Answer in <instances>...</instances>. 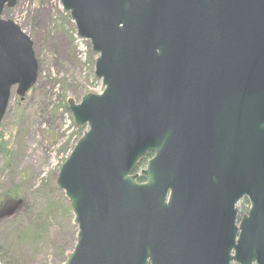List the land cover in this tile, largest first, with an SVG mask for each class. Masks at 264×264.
Returning <instances> with one entry per match:
<instances>
[{"label": "water", "instance_id": "water-1", "mask_svg": "<svg viewBox=\"0 0 264 264\" xmlns=\"http://www.w3.org/2000/svg\"><path fill=\"white\" fill-rule=\"evenodd\" d=\"M59 1L104 86L66 100L88 130L56 178L77 226L62 264H264V0ZM37 72L0 17V122Z\"/></svg>", "mask_w": 264, "mask_h": 264}, {"label": "rangeland", "instance_id": "rangeland-1", "mask_svg": "<svg viewBox=\"0 0 264 264\" xmlns=\"http://www.w3.org/2000/svg\"><path fill=\"white\" fill-rule=\"evenodd\" d=\"M63 13L59 0H17L0 15L32 40L40 79L22 101L12 89L0 122L11 153L7 160L0 152V204L5 202L0 216L13 210L0 218V253H7L0 264H62L76 242L69 203L55 185L62 162L82 134L66 100L79 102L85 93H101L103 86L93 74L88 42L76 36ZM10 189L16 193L9 199Z\"/></svg>", "mask_w": 264, "mask_h": 264}, {"label": "trees", "instance_id": "trees-1", "mask_svg": "<svg viewBox=\"0 0 264 264\" xmlns=\"http://www.w3.org/2000/svg\"><path fill=\"white\" fill-rule=\"evenodd\" d=\"M64 14V16L66 17V19L68 20L69 19V16H68V14L67 13H63ZM93 57H94V54H92V61L90 62L91 64L93 63ZM40 82V79L38 78L37 79V81H36V84L38 85V83ZM37 85L36 86H34V88H32V90L30 91V93H32L33 91H35L37 88ZM83 128H79V130L81 131ZM79 134H80V132H79ZM0 152L1 153H3V155L4 156H6L7 157V160H9V158H10V151L6 148V146H5V140H4V138H3V135L0 133ZM148 157H149V155H147V156H145V157H143L140 161H139V163H138V166H137V168H136V170L135 171H137V169L138 168H142V167H144L145 166V164H146V161H147V159H148ZM8 163V162H7ZM7 165V164H6ZM139 181H140V179H139ZM11 190V192H10V194L8 195V198L10 199V197L12 196V195H14L13 193H16V192H14V190L12 191V189H10ZM9 190V191H10ZM19 199V198H18ZM18 199H16V200H18ZM15 199L14 200H10V201H8V202H11V203H13L14 201H16ZM4 202V201H3ZM5 203V202H4ZM240 203H242V208L240 209V211H239V213H240V215L241 214H243V213H245L246 211H247V209H248V201H247V199L246 198H243V200L240 202ZM7 255V253H4L3 251L0 253V260L1 261H3V259L5 258V256ZM233 264V263H232Z\"/></svg>", "mask_w": 264, "mask_h": 264}]
</instances>
